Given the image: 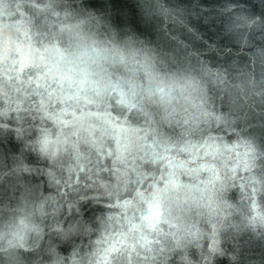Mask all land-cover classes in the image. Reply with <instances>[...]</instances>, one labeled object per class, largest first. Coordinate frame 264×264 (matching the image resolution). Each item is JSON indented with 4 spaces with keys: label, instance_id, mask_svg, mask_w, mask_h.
<instances>
[{
    "label": "clouds",
    "instance_id": "clouds-1",
    "mask_svg": "<svg viewBox=\"0 0 264 264\" xmlns=\"http://www.w3.org/2000/svg\"><path fill=\"white\" fill-rule=\"evenodd\" d=\"M0 264H264V0H0Z\"/></svg>",
    "mask_w": 264,
    "mask_h": 264
}]
</instances>
